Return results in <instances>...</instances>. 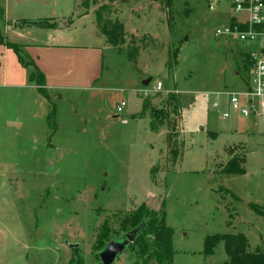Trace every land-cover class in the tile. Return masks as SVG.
I'll return each instance as SVG.
<instances>
[{
  "label": "rangeland",
  "instance_id": "rangeland-1",
  "mask_svg": "<svg viewBox=\"0 0 264 264\" xmlns=\"http://www.w3.org/2000/svg\"><path fill=\"white\" fill-rule=\"evenodd\" d=\"M35 1L0 0V8L9 5L12 21H36L22 25L49 26L40 19L53 18L60 27L79 13L91 14L101 35L100 11L102 22L124 25L125 40L103 48L104 69L93 89H46L45 99L29 80L30 65H22L1 36L0 264H97L102 246L124 240L132 230L128 218L146 203L164 211L173 230L170 264L226 262L222 243L213 256L203 255L212 235L243 234L249 251L264 249V121L236 113L222 118L223 93H240L245 71L246 49L214 37L230 24L229 6L223 0L214 11L210 0H47L53 4L48 9ZM83 23L88 29V19L71 27L78 36L73 43L95 46L83 35ZM132 45L137 63L126 56ZM21 57L30 62L25 51ZM98 61L92 55L90 73ZM158 82L160 93L153 91ZM122 102L126 107L117 113ZM158 111L168 116L152 130L151 115ZM232 161L243 175L225 173ZM143 262L129 247L113 264Z\"/></svg>",
  "mask_w": 264,
  "mask_h": 264
},
{
  "label": "crops",
  "instance_id": "crops-1",
  "mask_svg": "<svg viewBox=\"0 0 264 264\" xmlns=\"http://www.w3.org/2000/svg\"><path fill=\"white\" fill-rule=\"evenodd\" d=\"M21 1L24 0H10L8 4L17 5ZM31 1L36 4L35 0ZM37 5L48 9L53 7L52 1L47 0H40ZM9 9V5H6L3 9L1 8L0 34L5 38L6 43L17 45L21 48V52L25 51L27 53V60L31 61L37 67V70L43 74L45 88L49 92L62 94L63 92L88 91L99 84L104 69L102 51L103 48L110 50V47L105 37L97 33L91 14L79 13L75 22L72 20L70 24L63 22L60 27L53 18L40 19L49 21L48 24L50 25L56 24L52 28H43L36 24L22 25L19 22L34 23L36 21L10 20L8 18ZM86 19L90 20V23L88 29L84 23L83 26L81 25L85 29L83 35L88 36L93 41L95 39V46L94 44L78 46L73 43L78 36L71 35L74 34L70 32L71 27L75 28L74 25L82 23ZM31 29L33 30L31 31ZM35 30L45 32L44 37H41L42 39L36 38L37 33L35 35L34 32L37 31ZM92 55L99 58V61L93 66L95 67L93 73H90Z\"/></svg>",
  "mask_w": 264,
  "mask_h": 264
},
{
  "label": "trees",
  "instance_id": "trees-1",
  "mask_svg": "<svg viewBox=\"0 0 264 264\" xmlns=\"http://www.w3.org/2000/svg\"><path fill=\"white\" fill-rule=\"evenodd\" d=\"M125 2L126 0H120ZM85 4V3H84ZM83 4V5H84ZM87 6V4H85ZM105 10V8H103ZM0 8V14H1ZM96 23L102 36L105 37L107 43L116 48L121 44H124L125 31L124 25L119 21L114 22H102L101 12L96 13ZM43 28H52V25H38ZM0 45L2 44V39L0 35ZM5 46L12 50L18 60L22 65L31 67L29 80L34 84L38 94L43 98L47 99L45 96V79L43 74H41L37 67L30 61L25 63L21 57V52L19 47L13 44L6 43ZM138 55V50L135 45L130 47L127 53V59L131 63H135ZM242 56L244 58V70L246 71L248 56L243 51ZM173 103L175 104V110H178L180 102L176 95H171ZM148 108V103L144 101L142 103L141 115H144ZM177 112V111H176ZM55 109L54 106L51 107V111L48 114V121L54 116ZM167 114L161 111L153 112L151 115L152 119V130H155V125H162L164 120L167 118ZM178 118H181V114L177 113ZM174 157L176 153L173 152ZM243 162V161H242ZM226 174L231 175H243L244 169L238 168L235 162L229 163L225 169ZM250 209L253 211L261 212L260 209L254 205H250ZM165 212L160 213L153 212L149 210L146 204L140 205L133 215L128 218V226L131 229H135L141 226L138 236L136 237L134 243L130 245V249H137L140 258H144L143 264H149L150 261H155L156 264H170L174 256L173 250V230L166 225ZM151 238V241H149ZM150 242V243H149ZM222 243L224 254L227 257V261L222 264H264V249L255 248L253 251H249V244L247 238L243 234H223V235H212L207 236L204 240L203 255L205 257H211L215 253L216 247ZM104 245L102 246L103 249Z\"/></svg>",
  "mask_w": 264,
  "mask_h": 264
},
{
  "label": "built area",
  "instance_id": "built-area-1",
  "mask_svg": "<svg viewBox=\"0 0 264 264\" xmlns=\"http://www.w3.org/2000/svg\"><path fill=\"white\" fill-rule=\"evenodd\" d=\"M218 3L219 0H210L209 10L214 11ZM222 4L229 6L232 17L230 24L215 30L214 37L236 41L248 56L247 68L241 77L243 90L223 93L227 111L222 118L229 119L230 113H236L253 123L257 119L264 121V0H223ZM153 91L160 93L162 83H156ZM125 107L123 102L118 104L116 112L122 113ZM218 107L219 103L215 102L213 108Z\"/></svg>",
  "mask_w": 264,
  "mask_h": 264
},
{
  "label": "water",
  "instance_id": "water-1",
  "mask_svg": "<svg viewBox=\"0 0 264 264\" xmlns=\"http://www.w3.org/2000/svg\"><path fill=\"white\" fill-rule=\"evenodd\" d=\"M150 80L143 81V86H148ZM8 127H19L17 123H8ZM149 204L146 203V206ZM141 226L132 229L125 235V239L119 242H109L103 247V249L98 253L97 264H113L120 256L126 253L130 245H132L138 236ZM70 249H78V244H68Z\"/></svg>",
  "mask_w": 264,
  "mask_h": 264
}]
</instances>
